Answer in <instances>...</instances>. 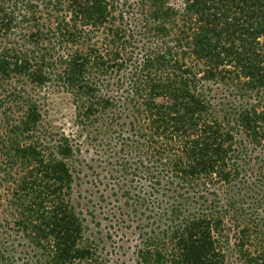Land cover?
Listing matches in <instances>:
<instances>
[{"label":"trees","instance_id":"obj_1","mask_svg":"<svg viewBox=\"0 0 264 264\" xmlns=\"http://www.w3.org/2000/svg\"><path fill=\"white\" fill-rule=\"evenodd\" d=\"M90 224L136 264H264V0H0V264H110Z\"/></svg>","mask_w":264,"mask_h":264},{"label":"rangeland","instance_id":"obj_2","mask_svg":"<svg viewBox=\"0 0 264 264\" xmlns=\"http://www.w3.org/2000/svg\"><path fill=\"white\" fill-rule=\"evenodd\" d=\"M42 95L45 97V104L41 108L42 117L45 121V124L52 128L54 131H64L65 133H75L77 130V116L78 111L74 104L73 98L71 94L64 91V89L58 88L56 86H51L49 88L42 89ZM79 156V155H78ZM81 158L85 159H97L98 157L95 155L94 151L90 149L88 146H84L83 151L80 155ZM93 164L94 169H89L87 174L90 175L89 179L94 180V176L96 173H99L100 176L105 175V172L101 171L100 164L97 161L91 162ZM87 178L83 177L81 174V179L79 183L82 184L81 189L84 194L93 193V195L97 196L99 191L97 188L94 189L92 185L86 184ZM102 189V186H101ZM99 219V218H98ZM104 224L105 221H102ZM92 229L96 231H102L100 237L104 240L107 257L110 260V264H136L135 255L133 249L131 248L132 243L129 245L128 242H119L118 239H115L116 244H112L107 238V229L104 227L95 228L92 224H90ZM117 244L123 246L122 249H118ZM113 245V246H112ZM116 246V248H112ZM115 251V252H114ZM113 252V254H111ZM125 254V255H123Z\"/></svg>","mask_w":264,"mask_h":264}]
</instances>
